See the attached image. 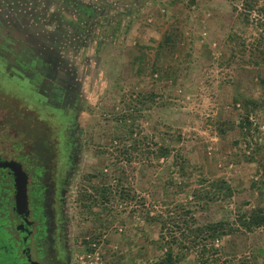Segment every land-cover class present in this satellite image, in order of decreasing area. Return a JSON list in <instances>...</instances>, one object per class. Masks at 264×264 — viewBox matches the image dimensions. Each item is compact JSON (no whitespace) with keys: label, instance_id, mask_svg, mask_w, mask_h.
<instances>
[{"label":"rangeland","instance_id":"rangeland-1","mask_svg":"<svg viewBox=\"0 0 264 264\" xmlns=\"http://www.w3.org/2000/svg\"><path fill=\"white\" fill-rule=\"evenodd\" d=\"M129 8L134 10L124 16L118 34L101 39L104 26L90 29V43L76 58L86 97L72 123L74 148L59 150L51 133L54 123L38 122V141L52 142L46 175L55 165L67 178L57 209L70 218L71 264H149L159 254V233L144 209L169 216L165 210L175 206L172 199L181 212H174L179 221L169 229L179 230L180 237L186 232L183 217L190 229L212 220L230 226L213 254L216 264H264V227L248 230L239 220L248 207L264 210V113L249 111L238 99L264 96L257 65L249 62L256 59L249 57L251 43L264 30V0H134ZM166 34L168 42L159 46ZM23 86L0 70V97L14 100ZM246 111L249 125L240 124ZM125 112L140 141L130 162L113 139L126 127L118 117ZM69 135L64 133V145ZM160 144L185 156L183 176L169 168L172 157L164 162L149 155ZM101 170L124 188L132 186L135 199L104 215L82 212L78 193L88 185L87 175ZM215 178L225 180L231 194L209 199ZM187 208L193 212H182ZM198 246L177 264H201Z\"/></svg>","mask_w":264,"mask_h":264},{"label":"flooded vegetation","instance_id":"flooded-vegetation-1","mask_svg":"<svg viewBox=\"0 0 264 264\" xmlns=\"http://www.w3.org/2000/svg\"><path fill=\"white\" fill-rule=\"evenodd\" d=\"M79 1L96 7L116 6V0ZM28 3L0 0V70L26 86L18 99L0 97V264H71L70 218L57 209L67 178L61 177L62 170L55 165L46 175L52 142L47 138L38 141V122L54 123L51 133L59 150L74 148L72 123L85 108L86 97L84 79L79 75L82 64L76 58L90 43L95 25L87 15L83 21L87 28L76 26L80 18L73 14L75 24L68 26L55 5L43 10L42 3ZM71 50H75L74 56ZM66 131L70 139L64 145ZM14 161L27 176V207L22 212L15 207L14 173L8 165Z\"/></svg>","mask_w":264,"mask_h":264},{"label":"trees","instance_id":"trees-1","mask_svg":"<svg viewBox=\"0 0 264 264\" xmlns=\"http://www.w3.org/2000/svg\"><path fill=\"white\" fill-rule=\"evenodd\" d=\"M124 1L125 0H116V6L114 4L106 3L97 7L92 3H85L79 0H64V2H62V0H29L28 4L39 5V3H42L45 5L42 7L43 10H46L48 5H55L57 7L56 11L60 13V17L62 19L64 17V23L68 26H71L73 23L71 22L73 14H76L77 17L80 18L78 24L76 23V26L82 27L83 29L87 28V25L83 22L86 20V16H91L89 21L92 24L97 26V23H99L101 26L105 27L104 29L106 32L101 35V39H103V37L118 34V30L122 27L121 25L124 16L133 12L134 9L128 7V5L132 2L129 1L128 3H125ZM61 4L64 5V8ZM245 4L246 7H251L250 3ZM74 24L75 23H73V25ZM75 32L79 33V31ZM168 40L169 35L166 34L159 42V46L167 43ZM86 41L87 38L85 39V42ZM253 55L256 59L250 60L249 62L257 65L256 69H258L259 72V78L257 81L259 85L262 86L264 85V30L262 31V34L251 43L249 57H252ZM238 99L244 108H249V111L261 110L264 113V96L258 95L252 97L245 96L243 94L239 96ZM248 113V111L245 112V115L242 117L243 121L240 120V124L245 123V125H249L250 120L248 119ZM118 117L119 120L122 119L125 121L124 126L126 127L116 132L113 135V139L118 144L117 146L120 147L122 152L126 155L125 160L130 162V156L134 153V151H138L140 149V141L136 138L135 134H133V118H131L132 116L130 113H119ZM129 120L130 122L127 124ZM129 137H132V141ZM147 152H149V150H146L145 153L140 152V154L145 155ZM149 155L154 156L157 159L161 158L164 162L169 157H172L169 168L172 169L171 171L183 176L182 174L184 173L183 171L186 167V158L181 151H175L174 148L166 144H160L157 146L156 150L150 152ZM86 179L88 181V185L81 188L77 196V201L80 203L79 207L82 212H103L102 215H104L106 212L114 211L117 204L130 202L135 199L134 188L130 185L124 188L121 180L117 179L115 175L105 173L101 170L99 174L89 173ZM210 186L211 196H208L209 199H214V197H218L220 195H229L232 192L230 185L223 179L215 178L211 182ZM196 194L197 193L193 190L191 198H195L197 196ZM170 202L175 206L172 209L167 208L165 210V212H171L169 216H163L161 213H157L163 211H156L155 214H150L149 209H144V212H147L146 214L148 216L149 223L151 225H156L159 233L158 238L155 239V244L159 250V254L151 260V262L149 261V264H177L182 260L184 254L187 253L186 251L192 248L194 249V247L198 245L199 249L196 252L198 262L201 264H216V257H213V254L219 251L220 248L218 242L222 239V237L230 233V226H228L224 220H212L194 224L193 228L190 229L187 223V218L182 216V220L184 221L183 227L186 232L182 231V237H180L179 230L178 232H173L169 229L170 224H177L179 221L174 215V212H181L177 209L179 208L177 205L179 203H177V201L172 199ZM183 208L185 207L183 206ZM182 212L193 211L187 208ZM241 212L244 213L240 215L239 220L245 229L250 230L256 227H264V210L262 208L248 207ZM190 217L194 219L193 216ZM180 218L181 215L179 216V219ZM190 233L191 235L189 236ZM185 236H188L187 239H189L190 243L186 242L184 244L183 240H185ZM92 239L94 240L95 238ZM91 241L86 242L89 244ZM190 244L191 248L189 247ZM87 249L92 248L88 246ZM208 254L212 257H208Z\"/></svg>","mask_w":264,"mask_h":264},{"label":"water","instance_id":"water-1","mask_svg":"<svg viewBox=\"0 0 264 264\" xmlns=\"http://www.w3.org/2000/svg\"><path fill=\"white\" fill-rule=\"evenodd\" d=\"M14 173V187H15V207L18 212H22L27 207L26 195V173L21 169L18 162L14 161L8 163Z\"/></svg>","mask_w":264,"mask_h":264}]
</instances>
